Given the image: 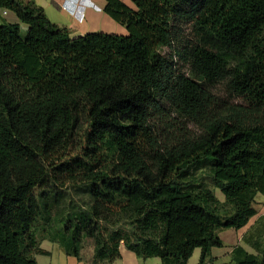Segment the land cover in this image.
Masks as SVG:
<instances>
[{"label": "trees", "instance_id": "16d2710c", "mask_svg": "<svg viewBox=\"0 0 264 264\" xmlns=\"http://www.w3.org/2000/svg\"><path fill=\"white\" fill-rule=\"evenodd\" d=\"M104 1L125 35L71 37L33 0H0L18 20L0 17V264H37L41 240L78 258L86 229L93 264L121 246L161 264L198 248L197 264H215L218 234L243 228L264 195V0ZM65 184L104 206L57 210L72 229L40 238ZM263 231L243 239L254 253L238 245L216 264H264Z\"/></svg>", "mask_w": 264, "mask_h": 264}, {"label": "rangeland", "instance_id": "374dc122", "mask_svg": "<svg viewBox=\"0 0 264 264\" xmlns=\"http://www.w3.org/2000/svg\"><path fill=\"white\" fill-rule=\"evenodd\" d=\"M37 3L41 4L43 7V10L46 14V17L51 21L52 23L64 26L67 28L69 34L71 37H78L85 35L87 33H94V32H100V33H116L119 34L120 32H117L118 30H122V27H120L119 24L114 22L112 19H110L106 14L96 10L94 6L87 5L84 6V8L81 11L82 17L81 20L78 21L79 18L77 17H69L62 13H60L57 9L56 0H35ZM2 12L0 11V17H2ZM192 25L189 24L185 28V35L191 39L198 38V34H201V32L197 29L191 28ZM20 34L22 36L26 35V27L23 24H20ZM162 53H168V50L163 48L161 50ZM77 150L73 149L67 152L66 160L71 161L73 156H75ZM197 174L204 178V183L207 187L211 188L213 190L214 196L216 198H220L223 200V195L217 190L213 189L210 185V182L208 181L204 169H201L197 172ZM43 188H46L43 184ZM40 189L35 190V194H37ZM46 190V189H45ZM59 194L62 196L61 204L56 205L51 209V216L50 220L48 222L44 221H38L34 226V234L39 236L40 238H48L52 234L55 233V230H60L69 233L72 229V223L65 222L61 224L60 220L63 217L58 218V222L53 221L55 219L56 211L59 210L62 213H68L69 211H92V212H98L100 208L103 205L101 201L93 200L86 194L85 189H77L70 187L69 184H65L60 187ZM109 210H114L116 206L109 204L106 206ZM89 229L86 230H78V244L80 246L79 248V255L78 258H75V261L77 263L82 264H93L91 262L92 255H93V248H94V239L91 235L88 234ZM47 240H43L41 242L44 244ZM49 243V242H48ZM43 247L48 248L49 257L53 256L55 259L59 260L61 257V254H64L63 249L61 246L56 242H51L50 244L44 245ZM66 256V255H65ZM67 257V256H66ZM44 256L36 258V261L39 263L40 260H43ZM144 261H141V264H143ZM146 264H161L160 260L158 258H148L146 259Z\"/></svg>", "mask_w": 264, "mask_h": 264}, {"label": "crops", "instance_id": "0c3cea01", "mask_svg": "<svg viewBox=\"0 0 264 264\" xmlns=\"http://www.w3.org/2000/svg\"><path fill=\"white\" fill-rule=\"evenodd\" d=\"M33 1L37 6L43 9L40 3L38 4L37 1L35 0ZM122 1L128 4V0H122ZM56 5L60 13L66 16H69V17L73 16V17L78 18V16H76V13H75L76 10L79 9L81 13L84 6H87V5L94 6L96 10L104 13L102 9L105 5V1L104 0H56ZM1 12H2V15L4 16L2 17L5 21L9 23H18L17 18L12 12H9V11H1ZM78 21L80 20L78 19ZM60 27H64V26H60ZM120 27L122 26L120 25ZM117 32H120L117 35L126 34V30L124 27H122V30L120 31L118 30ZM112 34H116V33H112ZM218 200L220 202H223L224 198L223 200H221L220 198ZM254 201H255L256 213L253 217L249 219L248 223L243 228L239 230L227 229V230L221 231L218 234L219 238L222 241V247L211 249L210 254H211V257L213 258L212 263H215V264L216 263H229L230 253L232 249L238 245L241 246L248 253H254V251L251 249L249 244L243 242V239L249 233L253 232L255 227L258 226L260 222L264 224V195L260 193L256 194L254 197ZM263 236H264V231H263ZM42 241L43 240L40 241V248L46 252V255H35L34 258L35 260L36 258L41 257V256H44L46 258H44L43 260H40L39 263L36 261L37 264H82L81 262L77 263L73 256H69L65 254V252L64 254L67 257L61 254V257L59 258V260L55 259L53 256L49 257V252L47 250L48 248L43 247V246L44 245L48 246V244H50L51 242L47 240L46 241L47 244H44L45 242L41 244ZM120 252H121V258L114 261L112 264H141V261H144L143 264H146V260L137 259L131 252L125 250L122 246L120 248ZM199 256H200V249L198 248L194 249L191 257L187 261V264H197L199 260Z\"/></svg>", "mask_w": 264, "mask_h": 264}, {"label": "built area", "instance_id": "2783aa9c", "mask_svg": "<svg viewBox=\"0 0 264 264\" xmlns=\"http://www.w3.org/2000/svg\"><path fill=\"white\" fill-rule=\"evenodd\" d=\"M75 13H76V16H78L79 20H81L82 14L80 13V10L77 9Z\"/></svg>", "mask_w": 264, "mask_h": 264}]
</instances>
